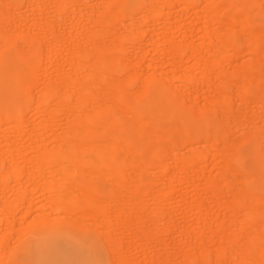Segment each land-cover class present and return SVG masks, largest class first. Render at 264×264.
<instances>
[{"label":"bare ground","instance_id":"1","mask_svg":"<svg viewBox=\"0 0 264 264\" xmlns=\"http://www.w3.org/2000/svg\"><path fill=\"white\" fill-rule=\"evenodd\" d=\"M0 134V264L64 220L114 264H264V0H0Z\"/></svg>","mask_w":264,"mask_h":264},{"label":"rangeland","instance_id":"2","mask_svg":"<svg viewBox=\"0 0 264 264\" xmlns=\"http://www.w3.org/2000/svg\"><path fill=\"white\" fill-rule=\"evenodd\" d=\"M261 2H263V0H261ZM21 10H22L21 15H23V17L32 18L30 19L32 20V22L34 21V19H37L39 17L37 13L31 15L30 12H28L29 10L26 9L27 10L26 11L25 9H23V7ZM35 15L36 17L37 16L38 17L36 18ZM163 47L165 48V46ZM163 47L162 46L160 47L161 50L164 49ZM129 53H130L129 54L130 57H133L135 55L134 51H130ZM33 115L34 114H29L30 117H32ZM35 116L36 115H34L33 117L35 118ZM9 130H11L12 132L11 131L8 132L6 130V133H2V135L5 134L6 137L12 136L13 135L12 133L15 130H12V128ZM24 130L25 129L19 132L17 131L18 138L23 137V135L25 136L30 129L28 130L26 129V132ZM23 131L25 134H23ZM242 132H243L242 130H238V134H241ZM14 134H16V131L14 132ZM13 136L10 138L12 139L15 138V135ZM1 137L2 136H0V138ZM17 137L16 139H18ZM3 141L5 142L6 140ZM24 184H22V186L27 187L28 190H32L33 187L35 186L34 183L33 184L31 183L33 186L29 183H24ZM245 184L248 188L251 189L257 188L256 184H251V183H245ZM7 185L8 187L11 188V185L13 187L14 183L13 184L7 183ZM42 187L44 188L45 186L43 185ZM42 187L40 188V192H38L39 189L37 188L38 190H36L35 194H37V192L39 195L42 194L41 192ZM38 194L35 196V198L36 197L39 198L40 196H42V195L39 196ZM41 198L44 197H40L39 199ZM40 202L42 203L43 199L42 201L40 200ZM35 204H37V202ZM37 205L42 206V204H39V201ZM178 218L181 217L178 215ZM27 229L29 231H27ZM27 229L26 232L24 230V232L21 235H19L20 237H18L19 239L17 241H14V244L17 245V247L15 248L12 242L11 246H13V248L10 247L11 249L7 250L8 253L11 252L9 255L12 257L7 256L6 254V256L8 257L6 264H114L113 258L111 257L112 255L110 251L108 252V250L106 249L104 240L101 238V236H99L100 234L96 233L97 231L95 229L93 230V227H90L88 223L83 226H77V225L75 226L69 222H65L64 220V221H55V223L43 224L40 225V227L32 226ZM175 239H177V236ZM179 239L180 238H178V240ZM178 240H175V242L177 241L176 242L177 244H178ZM176 243L175 245H177ZM192 244L190 243V245ZM172 246H174V244L171 245L172 249L176 247V246L174 247Z\"/></svg>","mask_w":264,"mask_h":264}]
</instances>
